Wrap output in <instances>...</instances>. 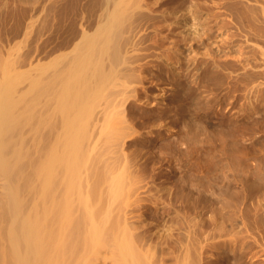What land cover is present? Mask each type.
I'll use <instances>...</instances> for the list:
<instances>
[{
	"label": "bare ground",
	"instance_id": "obj_1",
	"mask_svg": "<svg viewBox=\"0 0 264 264\" xmlns=\"http://www.w3.org/2000/svg\"><path fill=\"white\" fill-rule=\"evenodd\" d=\"M246 1L249 3L244 10L252 14L253 19L260 18L264 22V0ZM173 2L83 0L77 19L71 23V35L62 45L66 47L62 48L65 51L59 49L60 52L57 50L55 54L53 50L52 57L49 55L51 58L41 59L45 61L41 63L35 44H38L35 38L36 18L38 11H42L37 6L39 3L36 4V0H0V264H197L199 254L194 250L199 243L194 245L190 241L194 238L193 234L196 236L194 213L198 214L201 193L212 190L211 186L217 181L222 183H219L220 193L227 199L222 197L224 202L213 207L217 216L212 217V236L217 234L222 239L224 235L215 243L234 245L233 239L239 240L235 246L238 244L240 248H246L250 254L248 249L255 237L250 231L251 234H247L253 240L251 237V241L247 240L245 234L249 230H245L246 237L242 238L241 229L242 239L237 238L236 226L244 227L245 224L239 219L241 214L239 218L234 217L233 210L236 211L235 203L245 202L242 200L247 196L264 190V165L259 162L253 166V162L251 166L246 164L247 148L241 142L247 134L243 133V137L239 132L237 138L234 135L231 138L228 137L231 136L228 130L223 128L216 137L220 144L216 149L212 148L214 133L200 137L196 125L191 122L192 126L177 136L172 134V139L167 137L159 150L163 155L177 159L181 167L174 188L162 180L157 183L152 172L149 177L144 174L149 163L142 158L144 147L135 145L143 138V132L138 131L141 124L146 129L148 127L147 132L154 130L155 136L163 127L170 134L177 129L164 122L168 107L162 99L155 100V109L148 106L150 88L145 83L153 75L152 69L167 71L174 78L192 76L194 81L201 71L212 76L219 73L228 78V82L232 79L240 81L248 75V71L240 68L238 72L236 69L228 70L227 60H215L216 55V58L219 55L225 58L217 48L213 52L211 49L198 52L195 48L186 49L187 45L184 48L182 44L175 45L174 40H168L169 35L163 33V29H169L174 23L170 16L178 18L177 7H180ZM9 3L12 6L21 5L16 7L17 13L13 11L15 7L9 8ZM2 14L5 19L13 21L6 28V20H1ZM64 16L67 18V14ZM41 19L38 21L41 22ZM176 19L177 22L179 19ZM56 28H60L59 25ZM45 31L48 32L46 28ZM30 33H33L36 42L22 52L20 46ZM238 62H235V67ZM244 65L241 69L249 67L244 68ZM260 67L263 68L262 65ZM251 71L249 75L258 76ZM259 80L251 83L257 86ZM222 81L223 84L227 82ZM261 83L258 84L260 90ZM193 89L188 87L184 94L177 91L173 94L175 99L166 104L179 107L182 95H192L195 92ZM246 96H243L244 99ZM133 107H144L149 118L143 123L138 122L142 113L135 115ZM194 116L192 114L191 121ZM228 117L231 118V115ZM255 126L257 129L258 125ZM254 132L256 136L259 130ZM259 149L262 151V148ZM233 159L234 164L231 163ZM151 164V171L154 172V162ZM256 215L254 213L251 217V223L259 220ZM261 219L264 221V218ZM223 223H228L229 228L223 230ZM215 238L218 237L212 239ZM256 241L252 243H257L255 249H258L262 244ZM189 244L195 249L192 250ZM189 250L195 255H190ZM254 252L256 255L259 251Z\"/></svg>",
	"mask_w": 264,
	"mask_h": 264
},
{
	"label": "rangeland",
	"instance_id": "obj_2",
	"mask_svg": "<svg viewBox=\"0 0 264 264\" xmlns=\"http://www.w3.org/2000/svg\"><path fill=\"white\" fill-rule=\"evenodd\" d=\"M36 0V4L37 6L39 7V9L42 8V11H38L39 15H37V18H36V26H37V33L35 34V38L38 40V44L36 42V39L34 38L33 39V33H30L28 35V37H26L24 39V41L26 39H28L29 41H23L22 45L20 46V50L22 52H26L27 50H29L32 45L35 43L36 46H37V55H38V59L41 61V63H44L45 61L44 60H41V59H44V58H47L49 55L52 57L53 53L54 52L55 54H57V50L58 52H60V50H62V48H66V47H63L62 45L64 44V42L70 37L69 35H71V23L74 22L76 19H77V15L79 14L81 8H82V5L81 3L83 2V0ZM53 1H56V2H53ZM80 1V2H79ZM170 1V0H169ZM173 1V0H172ZM77 2V3H76ZM52 3H53V8L51 7L52 6ZM58 3V4H57ZM80 3V5H79ZM249 3L248 1L246 0H174L173 4H176V5H180V7H177L178 11H177V14H178V18L179 19L177 22L175 21L176 17H172L170 16L174 21V23L170 24V27L169 29H163V33L165 32V34L169 35L168 36V40H174L173 42L175 43V45H180L182 47L185 48L186 46V49L187 47H192L195 51H208V49L210 51L214 50V49H219L220 50V53L221 55L225 56L224 57H219L216 58L215 56V60H219L218 62H221L224 60H227V62H229V64L227 65V69L228 70H232L236 69V71L238 72V68H240V70H245L246 72L248 71V75L245 76V80L244 78L242 80H230V82L232 84H229L230 82L228 78H225L223 75L219 74L218 75L220 76V78H218L219 76L218 75H214L212 76V74H209L208 75V72H203L201 71V73L199 74L197 80L194 81V79H192L191 77L192 76H182L180 78H173L171 77V73L167 72V71H164V70H161L160 71H155V69H152L154 71H151L153 72V75L151 76V78L149 79V81H147L145 83L146 86H148L150 89L148 90V93H149V105L151 108H154L155 109V106H154V102L155 100H160L162 101L163 103H165L166 105V108H167V112L166 111V115H164L165 117H167V119L164 117V122H168L167 124H169L170 126H174V129H176V131L174 130L173 133H167V130L166 128L164 129L161 128L160 129V132H159V135H156L155 136V131L152 130L150 132H147L148 130V127L146 129V126H142L139 125L138 126V131L140 130L142 133V136L143 138L140 140L137 141V143L135 144L136 146H138L139 148H142L144 147V149L142 148V158L147 161V164H151V162H154V172L151 171V167H152V164L151 166L148 164L145 169H144V174L149 177V175H151V172L153 174V176L155 177V181L157 183H166L167 185H169L171 188H174L175 186V183L178 181V177L180 175V164L179 162H177V159L175 158H170L168 155H163L160 150H159V146L160 144H163V141L165 142L167 140V137L168 138H171L172 139V136L175 135L177 136L181 131H184L185 129H188L187 127L188 126H193L196 125L195 127H197L196 129V132L199 134L200 137H203V135H208L210 133H214L212 134V138H213V141L212 142H215L214 145H212V148H219L218 145L219 144V139H217L216 137H218L217 135H219L218 133H220L219 130H222L223 128L224 129H227L228 131V135L230 134L231 136H228V137H231L232 138V135L236 136L237 138V134L239 132H242V134L244 133L246 136L244 137V134H243V139H242V145L244 146V148L248 151H246L247 155H246V158H245V161L247 165L251 166V162L252 163V166L254 164H256L257 162H259L260 164L264 165V22L259 18V19H256L254 17V19L252 18V14H250L248 11L244 10V8H246V4ZM10 4V3H9ZM12 4V3H11ZM9 5V8L10 7H15L14 10L12 8V10L16 12V7L17 6H21V5H17V6H12V5ZM57 6H56V5ZM83 4V3H82ZM42 5V7L40 6ZM73 5V7H72ZM80 7H79V6ZM76 6V8H75ZM47 7V8H45ZM56 9H55V8ZM65 7V8H64ZM71 10H69L68 9ZM249 7H251L249 5ZM51 8V9H50ZM180 8V9H179ZM11 9V8H10ZM51 11H50V10ZM54 9V10H52ZM61 9V10H60ZM76 9V10H75ZM80 9V10H79ZM47 10V11H46ZM73 10V11H72ZM79 10V11H77ZM45 11V12H44ZM56 11V12H54ZM60 11V12H59ZM46 12H49V13H46ZM52 12V13H51ZM67 12V13H66ZM60 13V14H59ZM43 14H44V17H43ZM47 14V16L45 17V15ZM55 14V15H54ZM58 14V15H57ZM67 14V18L64 16ZM242 14V15H241ZM49 15V16H48ZM52 15V17H50ZM241 15V16H240ZM54 16V18H53ZM58 16V17H57ZM60 16V17H59ZM71 16V17H70ZM75 16V17H74ZM236 16H239V17H236ZM1 20L4 18L5 19V15L3 17V14L1 15ZM64 17V19H63ZM42 18V19H41ZM53 20H52V19ZM239 18V19H238ZM10 18H6L4 22V26L5 28L7 27V24L8 26L10 24H12V19L9 20ZM41 19V22H39L38 20ZM48 19V20H47ZM69 19V20H68ZM74 19V20H72ZM176 19V20H177ZM9 20V21H8ZM52 20V22H51ZM66 20V24H65V21ZM69 21V22H68ZM11 22V23H10ZM38 22L40 24H38ZM46 22V23H45ZM50 22V23H49ZM59 22V23H58ZM64 24V26L62 27V24ZM64 22V23H63ZM68 22V23H67ZM53 23V24H52ZM6 24V25H5ZM51 24V25H50ZM55 24V25H54ZM61 24V25H60ZM42 25V26H41ZM46 25V26H45ZM54 25V26H53ZM59 27L60 28H56V27ZM172 25V26H171ZM45 26V27H44ZM53 26V27H52ZM43 27V28H42ZM51 27V29L49 28ZM68 27V29H67ZM45 28L48 32L45 31ZM44 29V30H43ZM53 29V30H52ZM55 29V30H54ZM57 29V31H56ZM64 30V31H63ZM180 30V31H179ZM53 31V32H52ZM66 33H63L65 32ZM253 31V32H252ZM257 32L256 34H254V32ZM46 33V34H43V33ZM57 32V33H55ZM259 32V33H258ZM62 33V34H61ZM249 33V35H248ZM251 33V34H250ZM37 34H39L37 36ZM43 36H42V35ZM53 35H55V37H53ZM61 35V36H60ZM64 35V36H63ZM259 35V36H257ZM63 36V38H62ZM66 36V37H65ZM32 37V38H31ZM44 38V39H43ZM59 38V39H58ZM172 38V39H171ZM49 39V40H48ZM56 39V40H55ZM65 39V40H64ZM45 40V42H44ZM54 40V41H53ZM33 43H32V42ZM35 41V42H34ZM42 41V42H41ZM54 43H53V42ZM28 42V43H27ZM41 42V43H40ZM47 42V43H46ZM179 42V43H178ZM43 43V44H42ZM50 43V44H49ZM53 43V44H52ZM61 43V44H60ZM49 44V45H48ZM57 44V45H56ZM182 44V45H181ZM192 44V45H191ZM31 45V46H30ZM39 45V46H38ZM48 45V46H47ZM52 45V46H51ZM60 45V46H59ZM190 45V46H189ZM29 46V47H28ZM55 46V47H54ZM28 47V48H27ZM46 51H45V49ZM47 47V48H46ZM58 49H57V48ZM60 47V48H59ZM40 48V49H39ZM69 48V47H68ZM198 48V50H196ZM201 50H200V49ZM205 48V49H204ZM60 49V50H59ZM63 49V50H64ZM204 51H203V50ZM44 50V51H42ZM48 50V51H47ZM52 50V51H51ZM54 50V51H53ZM62 50V52H63ZM262 50V52H260ZM42 51V53L40 52ZM65 51V50H64ZM67 51V49H66ZM49 52V53H48ZM213 52V51H212ZM223 52V53H222ZM41 53V54H40ZM46 53V54H45ZM225 53V54H224ZM244 53V54H243ZM54 54V55H55ZM239 54V55H238ZM241 54V55H240ZM43 55V57H42ZM45 55V56H44ZM261 55V57H260ZM49 56V57H50ZM241 56V57H240ZM250 56V57H249ZM50 57V58H51ZM221 58V59H220ZM240 58V59H239ZM240 61L238 62L237 61ZM244 59V60H243ZM256 59V60H255ZM46 60V59H45ZM221 60V61H220ZM248 60V61H247ZM255 60V61H253ZM261 62H260V61ZM244 61V63H242ZM248 63H246V62ZM47 62V60H46ZM50 62V61H48ZM235 62L237 63L238 62V66L236 65L235 67ZM251 62V63H250ZM253 62V64H252ZM256 64H255V63ZM240 63V64H239ZM244 64H248L249 67H247L248 65H244ZM258 64V65H257ZM262 65L263 68H261L260 66ZM241 65H244L246 69H241ZM251 65H256L257 66V69H256V66L255 68L254 67H251ZM231 66V67H230ZM233 66V67H232ZM259 66V67H258ZM230 68V69H229ZM254 68V69H253ZM259 68V69H258ZM261 69V70H260ZM253 72H252V71ZM257 70V71H256ZM233 71V70H232ZM250 71L252 72V74H256L258 76L254 77L252 75H249L251 74ZM156 72V73H154ZM160 72V73H158ZM166 72V73H165ZM256 72H259L258 74ZM261 72V73H260ZM167 73L169 75H167ZM207 74V75H206ZM260 74V75H259ZM201 75V76H200ZM206 75V76H205ZM170 76V77H168ZM210 76V77H209ZM249 76V77H248ZM252 76V78H251ZM168 77V78H167ZM199 77H201L199 79ZM212 77V78H211ZM215 77V78H214ZM224 77V79H223ZM218 79V80H215V79ZM254 78V79H253ZM260 78L259 83H256L257 86L255 85V83H251L252 81L253 82H256L254 81L255 79L258 80ZM190 79L192 81H190ZM253 79V80H252ZM171 80V81H170ZM178 80V81H177ZM221 80V81H220ZM224 80L226 83L223 84V81ZM248 80V81H247ZM252 80V81H251ZM174 81L175 83H177L176 85L174 84ZM211 81V82H210ZM234 83H233V82ZM249 81L251 84H249ZM163 82V83H162ZM196 82V83H195ZM222 83L221 85H219L218 83ZM262 82V83H261ZM180 83V85H179ZM212 83V84H210ZM217 83V84H216ZM240 83V84H239ZM262 84L261 85V90L258 86V84ZM208 84V85H207ZM210 84V85H209ZM227 84V85H225ZM230 86H229V85ZM238 84V85H237ZM179 85V86H177ZM204 85V86H203ZM216 85H219V86H216ZM245 85V86H244ZM172 86V87H171ZM182 86V87H181ZM184 86V87H183ZM207 86V87H206ZM209 86V87H208ZM176 89H175V88ZM188 87H190L191 89L194 88L193 90L195 92L192 93V95H187L190 97H188L186 94L185 95H182V103L180 102V105H178L179 107H174L172 106V104L170 103H167L166 102H170V100L172 101L173 99H175V95L173 96V94H176V92L178 91L180 93L181 91V94L184 92H186V89H188ZM203 87V88H202ZM206 87V88H205ZM213 87V88H212ZM227 90H226V88ZM242 87V88H241ZM255 87H258V88H255ZM245 88V89H244ZM251 88V89H250ZM174 89V90H173ZM181 89V90H180ZM253 89V90H252ZM256 89V91L254 90ZM260 91H259V90ZM176 90V91H175ZM212 90V91H210ZM258 90V91H257ZM226 91V93H225ZM245 91V92H244ZM247 91H252L250 94V92H247ZM255 91V92H254ZM175 92V93H174ZM254 92V93H253ZM225 93V94H224ZM230 93V94H229ZM247 93V94H246ZM257 93V94H256ZM171 94V95H170ZM245 94V95H243ZM254 94V95H253ZM257 96H256V95ZM259 94V95H258ZM167 95H170V96H167ZM239 99H238V96ZM246 96L248 95V98L247 96L245 97L246 99H244L243 96ZM253 95V96H252ZM164 96L168 97V98H165ZM173 96V97H172ZM184 97H187V98H183ZM192 96V97H191ZM227 96V97H226ZM242 96V97H241ZM226 97V98H225ZM237 97V99H236ZM250 97V98H249ZM254 97H256L254 99ZM197 98V99H196ZM169 99V100H167ZM187 99V100L184 102V100ZM195 99V100H194ZM254 99V101H253ZM166 100V101H165ZM199 100V101H198ZM231 100V101H230ZM190 101V102H189ZM194 101V102H193ZM206 101V104L204 103ZM187 102V103H186ZM199 102V103H198ZM233 102V103H232ZM202 103V104H201ZM204 103V104H203ZM208 103V104H207ZM227 103V105H226ZM241 103V104H240ZM252 103V104H249ZM187 104V105H186ZM196 104V105H195ZM189 105V106H188ZM200 105V106H199ZM224 105V106H223ZM235 105V106H233ZM249 107H248V106ZM153 106V107H152ZM199 106V107H198ZM251 106V107H250ZM186 107V108H185ZM206 107V108H205ZM222 107V108H221ZM231 107V108H230ZM172 108V109H171ZM179 108V109H178ZM188 108V109H187ZM194 108V109H193ZM135 109V110H134ZM142 109V110H141ZM152 109V110H154ZM171 109V110H170ZM174 109V110H173ZM186 109V110H185ZM196 109V110H195ZM198 109V110H197ZM240 109V110H239ZM133 112L135 115H139L141 114L142 117H139V120L138 122H141L143 123V121L146 120V118H149L147 117V111L144 107H133L132 108ZM184 110V111H183ZM171 111V112H170ZM175 111V113H174ZM193 111V112H192ZM188 112V114H186ZM223 112V113H222ZM177 113H181V115H178ZM184 113V114H183ZM198 113V114H197ZM225 113V115H224ZM146 114V115H145ZM191 114V116H190ZM192 114L195 115L194 116V120L191 121V117H192ZM168 115H170L168 117ZM171 115H174L171 117ZM177 115V116H176ZM187 115V117H186ZM231 115V118L228 117ZM243 115V116H242ZM144 116V117H143ZM200 116V117H198ZM224 116V117H223ZM175 117V118H174ZM185 117V119H183ZM226 117V118H225ZM230 118V122L228 120V118ZM241 117V118H240ZM171 118V119H170ZM144 119V120H143ZM181 119V120H180ZM183 119V120H182ZM197 119V121H196ZM199 119V120H198ZM227 119V120H226ZM233 119V120H232ZM241 119V120H240ZM258 119V120H257ZM262 119V120H261ZM168 120V121H167ZM178 120V121H177ZM185 120V121H184ZM174 121V122H173ZM184 121V122H182ZM188 121V122H187ZM202 121V124H199L201 123ZM221 121V122H220ZM234 121V122H233ZM242 121V122H240ZM256 121V122H255ZM259 121V122H258ZM261 121V122H260ZM172 122V123H171ZM192 122V124H191ZM196 122V123H195ZM218 122V123H217ZM225 122V123H223ZM233 122V123H232ZM227 123V124H226ZM259 123V124H258ZM183 124V126H181ZM206 124V125H205ZM223 126H222V125ZM231 124V125H230ZM253 124V125H252ZM227 126V128H225V126ZM237 125V126H235ZM242 125V126H241ZM246 125V126H245ZM247 125L250 126L248 127L247 129ZM255 125H258L260 127L257 126V129L255 128L256 126ZM142 126V127H141ZM201 128H199V127ZM204 126V128H203ZM211 126V128H210ZM222 126V127H220ZM233 126V127H232ZM145 127V130L143 129ZM229 127V128H228ZM236 127V128H235ZM239 127V128H238ZM245 127V128H244ZM252 127L254 128V131H258L259 132H256V136L255 135V132L252 131ZM142 128V129H141ZM203 128V129H202ZM215 128V129H214ZM217 128H220V129H217ZM242 128V129H241ZM260 128V129H259ZM200 132H199V130ZM210 129V130H209ZM214 129V130H213ZM236 129V131H235ZM245 130V131H240V130ZM247 129V130H246ZM166 130V131H165ZM179 130V131H178ZM250 130V131H249ZM146 131V133L144 132ZM165 131V132H164ZM206 131V134L204 133ZM217 131V132H216ZM231 131V132H230ZM234 131V132H233ZM210 132V133H209ZM237 132V133H236ZM247 132V133H246ZM249 132V133H248ZM149 133V134H148ZM176 133V134H175ZM203 133V134H202ZM252 133H253V136H252ZM173 134V135H172ZM250 134V137H248ZM170 137H169V136ZM215 135V136H214ZM158 136V137H157ZM233 136V138H234ZM260 136V137H259ZM166 137V139H165ZM247 137V138H246ZM259 139H258V138ZM216 141H215V139ZM231 138H229V140H231ZM253 138V139H252ZM163 139V140H162ZM245 139V140H244ZM252 139V141H251ZM257 139V140H256ZM243 140H244V143H243ZM262 140V142L260 143V141ZM258 142V143H257ZM139 143V144H138ZM141 143V145H140ZM144 143V144H143ZM260 143V144H259ZM213 144V143H212ZM251 144V145H250ZM253 144L255 146H253ZM258 144V145H257ZM246 145V146H245ZM261 145V146H260ZM158 146V147H157ZM182 145H180L181 147ZM214 146V147H213ZM218 146V147H217ZM262 148V151L259 149ZM181 149L183 150L184 149V144L183 146L181 147ZM250 149V150H249ZM255 149V151H254ZM257 149V150H256ZM260 153H259V151ZM255 153V154H252ZM259 153V154H258ZM254 155V156H253ZM260 155V156H259ZM166 158H164V157ZM141 158V159H142ZM164 160H162V159ZM256 158V159H255ZM142 159V160H143ZM173 159V161H172ZM251 160V161H248ZM168 160V161H167ZM175 160V161H174ZM253 160V161H252ZM170 161V162H169ZM255 161V162H254ZM172 162V163H171ZM231 163L234 164L235 163V159H233V161L231 160ZM250 163V164H249ZM179 165V166H178ZM160 166V167H159ZM149 167V168H148ZM179 167V168H177ZM177 168V170H176ZM175 169V170H174ZM174 170V171H173ZM170 171V172H169ZM173 171V172H172ZM180 171V172H179ZM147 172V173H146ZM161 174H160V173ZM174 173V174H173ZM156 174V175H155ZM159 174V175H158ZM145 176V177H146ZM177 176V177H176ZM160 177V178H159ZM158 178V179H157ZM220 178V177H219ZM262 178H263V175H262ZM164 179V180H163ZM167 179V180H166ZM162 180V181H161ZM177 180V181H175ZM161 181V182H160ZM168 182V183H167ZM171 182V184H170ZM219 183H221L220 181H217V184H213V186H211V189L212 190H208V191H205L203 193H201V198H200V206H199V209L197 210V214L194 213L195 217L194 219L196 220L197 224L195 225V233H196V236H194L195 234H193V237L196 238H192V240H195V241H192L190 239V241L193 243H195L194 245H196V250H194L195 246L193 245V249L195 252H198V256L199 258H197V264H255L258 263L259 264H264V247L262 248V245H264V221L261 219V218H264V190L261 192V193H254V194H251L249 196H247V198L243 199L242 201L245 200V202H237L235 203V208H236V211L233 210V213L234 214V217L236 218H239L241 215V219L243 222H244V227L243 226H236V231H238V236L237 238H240V240L246 236L247 237V240H250V237L248 234L250 232V234L252 236L255 237V240L254 242L257 240L258 243L262 244L258 249H255L256 244H253L251 242V245H250V248L251 246L253 245L252 249H254V251H259V252H256V255H254V251L250 250V248L248 249V252L250 254H248L246 251L247 249L246 248H240V246H238V244L235 246L236 243L239 242V240H234L233 239V244H221L219 243L216 244L215 242L216 241H220L222 240L224 237V235L222 236V239H220L221 237L218 236L217 234H215L218 238H215V239H212L216 236H212V217L214 218L216 215V213L213 211V207L215 206H219L221 202H224L225 199H227L226 196H223V194L220 193V186H219ZM222 184V183H221ZM220 184V185H221ZM172 185V186H171ZM218 187H217V186ZM217 190V191H216ZM215 194H213V193ZM257 194V195H256ZM263 194V195H262ZM195 195V194H194ZM256 195V196H255ZM221 197V198H220ZM224 197V198H222ZM256 197V198H255ZM233 201L234 198H232ZM250 199V201H249ZM254 199V200H253ZM258 199V200H257ZM263 199V200H262ZM223 200V201H222ZM261 200V201H260ZM216 202H219V203H216ZM250 202V203H249ZM256 202V203H255ZM263 202L261 204V207H260V204L259 203ZM241 203V205H240ZM255 203V204H254ZM258 203V204H257ZM216 204V205H215ZM252 204V205H251ZM203 205V206H202ZM247 208H246V206ZM257 205V206H256ZM204 206H207V207H204ZM238 206V207H237ZM240 206V207H239ZM251 206H254L251 208ZM256 206V207H255ZM203 209H201V208ZM239 208V209H238ZM242 208V209H241ZM253 208H254V211H253ZM260 208V209H259ZM241 210V211H240ZM243 210V211H242ZM248 210H249V213H248ZM252 210V211H251ZM263 210V212H261ZM201 213H200V212ZM239 211V212H237ZM246 211V212H245ZM256 211V212H255ZM237 212V213H236ZM213 213V214H212ZM232 213V214H233ZM246 213V214H245ZM257 214V218L259 219L257 221V223H251L250 220L252 219L251 217H253V214ZM239 214V215H238ZM241 214V215H240ZM263 214V215H262ZM193 215V213H192ZM215 215V216H214ZM211 216V217H210ZM238 216V217H237ZM263 216V217H262ZM245 217V218H243ZM261 217V218H260ZM198 218V219H197ZM148 219L152 220L151 217H148ZM248 219V220H247ZM228 224V223H227ZM226 223H223L222 224V229L225 230V229H228L229 225L227 226ZM247 224V225H246ZM250 224V225H249ZM261 224V225H260ZM249 225V226H248ZM257 227H255V226ZM252 226V227H251ZM260 226V227H259ZM227 227V228H226ZM238 227V228H237ZM241 227V228H240ZM247 227V229H246ZM254 227V228H253ZM259 227V228H258ZM167 228H170L169 227H166ZM249 228V229H248ZM253 228V229H252ZM256 228V229H255ZM218 229V228H217ZM243 230V237L241 238L242 236V230ZM255 229V230H254ZM257 229H258V232H257ZM216 230V228H215ZM214 230V231H215ZM221 230V229H220ZM223 230H221L223 232ZM245 230H249L248 232H246ZM253 230V231H252ZM263 231V232H262ZM246 232V234L244 233ZM256 232V233H255ZM248 233V234H247ZM253 233L255 235H253ZM241 234V235H240ZM246 236H245V235ZM260 234V235H259ZM240 235V236H239ZM200 236V237H199ZM263 238H261V237ZM227 236H225L226 238ZM228 238V237H227ZM249 238V239H248ZM253 237H251V240ZM196 240H197V243H196ZM200 240L202 242H200ZM216 240V241H215ZM250 240V241H251ZM262 240V241H261ZM235 241V242H234ZM237 241V242H236ZM256 241V242H257ZM214 243V245H213ZM221 244V245H220ZM200 245V246H199ZM213 245V246H212ZM233 246V248L231 247L230 249V246ZM199 246V247H198ZM215 246V247H214ZM217 246V247H216ZM219 246V247H218ZM228 246V247H227ZM189 247H191V245L189 244ZM201 247V248H200ZM221 247V248H220ZM238 249H236V248ZM189 248V249H190ZM201 250H199V249ZM220 248V249H219ZM228 248V249H227ZM257 248V247H256ZM262 248V249H261ZM230 249V251H229ZM261 249V251H260ZM199 250V251H198ZM225 250V252H224ZM237 250V251H236ZM194 251H190L189 250V253L190 255L193 254ZM232 251V252H231ZM242 251H244V254ZM194 252V253H195ZM200 252V253H199ZM234 252V253H233ZM240 252V253H239ZM262 252V253H260ZM253 253V254H252ZM237 254L240 256H237ZM251 254L253 256H251ZM195 255V254H193ZM243 255V256H242ZM245 255V256H244ZM197 256V254H196ZM190 257V256H189ZM188 257V258H189ZM240 259H239V258ZM190 259V258H189ZM169 261H172L171 259H169ZM257 263V264H258Z\"/></svg>",
	"mask_w": 264,
	"mask_h": 264
}]
</instances>
